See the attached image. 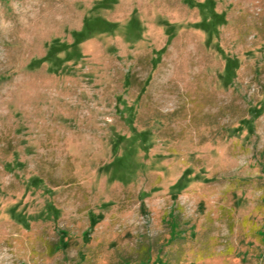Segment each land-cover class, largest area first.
<instances>
[{
    "label": "rangeland",
    "instance_id": "1",
    "mask_svg": "<svg viewBox=\"0 0 264 264\" xmlns=\"http://www.w3.org/2000/svg\"><path fill=\"white\" fill-rule=\"evenodd\" d=\"M0 264H264V0H0Z\"/></svg>",
    "mask_w": 264,
    "mask_h": 264
}]
</instances>
